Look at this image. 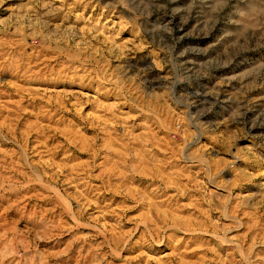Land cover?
Listing matches in <instances>:
<instances>
[{
	"label": "rangeland",
	"instance_id": "obj_1",
	"mask_svg": "<svg viewBox=\"0 0 264 264\" xmlns=\"http://www.w3.org/2000/svg\"><path fill=\"white\" fill-rule=\"evenodd\" d=\"M0 264H264V0H0Z\"/></svg>",
	"mask_w": 264,
	"mask_h": 264
}]
</instances>
